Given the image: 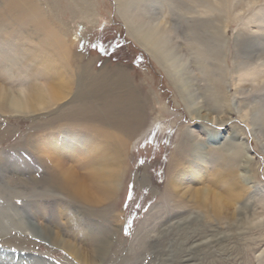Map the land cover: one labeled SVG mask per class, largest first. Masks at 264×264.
Masks as SVG:
<instances>
[{"label":"bare ground","instance_id":"obj_1","mask_svg":"<svg viewBox=\"0 0 264 264\" xmlns=\"http://www.w3.org/2000/svg\"><path fill=\"white\" fill-rule=\"evenodd\" d=\"M3 1L7 10L0 8V32L3 31V23H5L1 18L5 19L14 12L13 10L17 9L22 15L19 18H25V21L31 22L35 28L41 29V31H47L45 42H43L48 48L45 50V48L41 47L35 53L22 49L21 53L23 54H21L18 52V47H14L13 49L17 50L16 61L6 58V60L11 61L10 65L0 67V71L10 73L9 78L3 77L0 79V115L10 119L33 121L31 131L26 134L22 143L18 144V147L26 146V150L35 157L42 168L41 177L38 179L37 173L32 174L30 172L33 168L29 163L23 161L24 163L21 162L22 164H16L9 159L4 151L0 150V243L11 244L21 249L11 251L6 249V247L0 248V264H54L44 256L33 253L23 254L22 251L31 250L25 245L27 243L33 244V242L27 238L23 239L22 236L12 237L11 235L14 231L30 234L34 238L41 240V242H48L50 245L63 249L78 262L77 264H109L111 262V256L108 258L110 250L118 247L113 244L108 236L110 230L100 233L99 227L96 228L93 223L77 217L76 215L78 214L70 215L64 213L62 211L63 206L62 209H59V205L55 207L57 217L48 216L46 211L49 210L50 205L42 203L43 212L37 210V207L35 210L38 211L39 216L37 215L33 218L31 216L32 212H29L33 205L28 202L25 208H22L15 205L13 200L15 198L44 199L48 196H54L53 198L56 199L65 198L69 201L83 204L90 211H95L97 204L102 203V201H112L113 204L115 196L120 192L119 182L124 170L123 157L124 154L126 155L125 151L135 134L146 126L143 104L129 85L127 73L123 69L103 74H97L92 70L88 71L86 68L80 69L83 68V59L79 55L70 52V48L64 41L63 36L48 29L47 21L43 20L45 18L43 7L40 6L38 0ZM115 1L117 2L119 16L125 21L131 37L152 56L155 62L164 68L167 77L178 89V94L186 104L192 118L213 126L222 127L231 121L230 113L234 108L230 104L232 98L228 97L225 91L226 71L217 64H210L209 60H222L221 51L216 42L221 43L223 41L221 37L223 36H220L222 33H220L216 22L217 20L223 21L222 17L225 19L234 18L233 20L237 19L240 21L238 13L243 9L238 8V0H189V6H186L188 10L192 7H202L204 10L201 13L199 8L195 10H198L199 16L204 14L208 17L206 25L211 35L209 36V44L202 36H192L199 46L196 50V55L200 60L198 63L200 68L206 73V83L209 84V87H207L210 89L207 90L209 91V93L206 92L207 94L203 93L205 91H199L205 96L204 101L203 99H201L202 101L198 100L200 96L202 98V95H198V99L194 98V94L197 96L196 91V93L192 91L194 92L193 94L188 91V84L191 79L190 73H187V71L190 68L189 66H184V69L189 68L186 69L187 71L185 70V75V71L181 70V59L176 53L181 49V45L176 41L180 36L174 38L169 36L170 33L173 34L171 32L173 28L169 29L167 27L169 23L167 22L166 27L160 22L151 24L149 20H144L146 15L141 19L140 15L134 14L135 9L142 7L141 2L154 4L158 0ZM165 1L171 2V4L177 3L176 0ZM254 3V0L246 1L244 8L251 7ZM239 37L236 41V47L245 45L243 39L239 41ZM213 41L216 43L215 45H213ZM39 44L42 45L43 43L40 42ZM187 44L189 45V48H187L193 51L192 45L190 43ZM41 51H45L46 53L44 52V54L46 56H38ZM49 51L51 55L55 51L59 53L60 59L57 60H59L58 62L62 61L63 67H57V64L60 63H56L57 66L53 65L54 60L49 55ZM262 64L264 67V63ZM65 66L69 67V69H66L67 67L65 68ZM60 70H62L61 73L59 72ZM187 74L189 78H187ZM216 74L219 78L217 80L214 79ZM74 76L77 79L76 91L74 89ZM231 76L232 85L237 87L236 80L239 84L246 83L251 80L249 79L251 76L254 81H257L259 76V80L263 81L264 70L262 68L249 69L244 62L233 70ZM87 79V85H84ZM187 79H190L189 83H186ZM72 90L74 91L73 94ZM71 95L72 99L70 100ZM68 102L67 106L66 103ZM63 104L67 108L63 110L57 109ZM256 109L257 113L253 115L244 109L245 111L238 113V117L244 121L247 127L253 129L252 131L255 133L258 143L262 146L264 156V106H259ZM43 115H49L51 118L41 125L37 119ZM60 122L63 124H65L64 122L69 123L65 125H68L70 129L63 131L59 129L58 132L54 128L48 129V127ZM82 122L88 126H83ZM77 128L82 132L79 129L77 130ZM203 128L207 127L203 126ZM14 131L15 129H11L8 125L3 130L0 128V142L6 141V138L13 135ZM88 131H93L99 139L95 137L94 141L92 139L90 141V138L87 137ZM84 132L85 135H83ZM190 135L193 141L198 142V139H201L197 133H191ZM214 135L217 136L218 133H214ZM102 139L105 140H103L106 143L105 147L100 145ZM231 139L235 143H224L223 147L217 145L218 147L210 150V154H215L220 160L226 162L224 165L225 169L223 166V169L222 167L219 168V174L213 172L219 175V178L216 175L219 180L215 185L221 190H219L220 192L213 193L210 186L201 190L192 188L190 185L191 175H196V172L192 170L191 174L190 171L188 173V170L183 169L177 161H173L170 164L168 167L170 179L163 198L167 207L173 208L172 211L178 210L175 214L176 217L172 221L176 220L179 214L186 212L188 208L190 209V216V213L196 208L198 209L197 222L203 218L204 221L213 220V223L217 221L220 224H227L229 227L247 220L249 223L254 222V225L255 222L257 225L264 223V219L257 221L264 217V205H262L263 213H259L258 216L255 212L254 214L252 213L255 217H252L251 220L249 218L251 216H247L251 210L253 199L250 194H254V192L250 193V189L253 186H257V184L254 183L251 187H248V185L258 177L260 167H254L256 165H254L252 158L245 151V145L243 146L240 142H236L237 140L234 137ZM122 153L123 157L121 156ZM202 157L205 159H202ZM202 157L196 156L199 160L198 162L207 166V158ZM219 165L221 166V164ZM39 187H42V189L40 190ZM35 205L39 206L40 204ZM112 208L113 206L110 205L106 208V211ZM69 212L73 211L69 210ZM239 215L242 217L241 219H238ZM170 221L164 222V224ZM187 223L185 221V223L178 224V231L180 230L179 228H183ZM174 226L177 227L176 224ZM153 228L140 238V248L136 251V258L144 252V256L151 254L152 248H147V243L153 238V236L151 237V234L154 233ZM219 235L212 229L209 232L203 230L197 236L187 233L185 234V244L181 245L179 247L180 251L176 252L189 253L187 255L191 257V251L199 250L203 247V249H208L221 243L218 238L220 237ZM196 238H198L197 242L195 241ZM18 241L20 242L19 245L16 244ZM166 251L170 253V250ZM176 252L170 257L173 258V261L180 255ZM181 256L180 258L184 257ZM16 257H18V262H15ZM188 259L187 261H189ZM118 261L117 263L111 262V264H125L127 259L124 258V260ZM182 261H186L185 258ZM183 262L181 264H185ZM161 263L164 262L161 261Z\"/></svg>","mask_w":264,"mask_h":264},{"label":"rangeland","instance_id":"obj_2","mask_svg":"<svg viewBox=\"0 0 264 264\" xmlns=\"http://www.w3.org/2000/svg\"><path fill=\"white\" fill-rule=\"evenodd\" d=\"M176 1L177 3L174 4L165 0L155 1L154 4L151 2L144 3L143 1L140 3L142 7L135 9L134 14L140 15L141 19L146 15L144 20H149L151 24L160 22L166 27L167 23H169L167 27L169 29L173 28L171 29L173 34L170 33L169 36H173V38L180 36L176 41L181 45V49L176 53L181 59V70L185 71L190 68L188 70L189 72L186 70L187 73H190L191 79L186 80V83H189L188 81L190 80L188 91L190 93L196 91L197 96L194 94V98L196 97L195 99H198V95H202V98L200 96L198 100L203 99L204 101L205 96L203 93H209L207 90L210 89H208L209 84L206 83V73L200 68L198 63L200 60L196 55V50L199 46L192 36H202L207 44H209V36L211 35L206 25L208 17L204 14L199 16L198 10H195L199 8L201 13L204 10L202 7H192L188 10L186 6H189V0ZM246 1L249 0H238L237 2L238 8L243 9L238 13L240 21L237 19L233 20L234 18L225 19L224 17H222L224 22L216 19V24L220 33H222L220 36H223L221 37L223 41L221 43L219 42L220 44L216 42L221 51L222 60H209V63L213 65L217 64L226 71L225 91L226 95L232 98L230 104L234 108L230 113L232 120L222 127L213 126L196 118H192L186 104L178 94V89L167 77L164 68L155 62L152 56L131 37L125 21L119 16L118 6L115 0H38L40 6L43 7L45 13L43 20L47 21L48 29L63 36L64 41L70 48V52L79 55L83 59V68L80 69L86 68L88 71L92 70L97 74H103L105 72L112 73L113 71L123 69L127 73L129 85L143 104L146 126L143 130L135 134L132 142L125 151L126 155L124 154L123 157L124 151L121 154L124 158V170L119 182L120 192L115 196L113 204L112 201H102V203L97 204L95 211H90L83 204L75 203L65 198L56 199L53 198L54 196H48L44 199L15 198L13 203L25 208L29 202V204L33 205V210L30 209L31 211H29L28 209L29 212H32L31 216L33 218L37 215L39 216L37 210L43 212L44 208L41 206L42 203L50 205L46 213L52 217H57L55 207L59 205V209H62L63 206L62 211L64 213L70 215L78 214L76 215L77 217L93 223L96 228L99 227L100 233L110 230L108 236L111 238L113 244L118 246L116 249L110 250L108 258L111 256L112 263H117L119 262L118 260H124L126 258L127 261L125 264H181L185 258L186 261L183 262L185 264H263L264 223L257 225L255 222L254 225V222L249 223L247 220L246 222H239L235 226L229 227L227 224H220L217 221L213 223V220L204 221L203 218L197 222L198 209L196 208L190 213L192 219L189 216L190 209L188 208L186 212L179 214L177 216L178 218L172 221L176 217L175 214L178 210L172 211L173 208L167 207L163 198L167 183L170 179L168 167L173 161H177L183 169L188 170V173L190 171V174L192 170L196 172V175H191L190 185L192 188L201 190L210 186L213 193L218 192L220 189L215 184L219 180V168L223 166L225 169L224 165L226 162L220 160L217 155L210 154V150L220 145L223 147L224 143H235L231 139L234 137L237 140L236 142H240L243 146L245 145V151L252 158L254 165H256L254 167H260L258 177L248 185V187H251L254 183L257 184V186H253L250 189V193L254 192V194H250L253 199L250 207L251 210L247 216H251L249 217L251 220L252 217H255V215L253 216L254 212L257 216L259 213H263L264 156L262 146L258 143L255 133L252 131L253 129L247 127L244 121L239 119L238 113L246 109L253 115L257 113L256 108L264 106V80H259V76L258 80L254 81L251 76L249 77L251 80L246 83L239 84L236 80V84H238L236 87L232 85L231 76L233 70L240 63L244 62L249 69L262 68L264 70L262 66V63H264V0H254L255 3L251 7L244 8ZM0 4V8L2 7L6 11L7 9L3 0H0ZM13 11L11 13L13 17L10 18L12 16L10 14L5 19L1 18L5 23H3V31L0 32V67L10 65L9 63L11 61L6 60V58L16 61L17 56L15 55H17V50H14V47H18L19 53H21L22 49H27L26 51L30 50L35 53L41 47L43 49L45 48V50L48 48L44 43L47 31H41V29L35 28L31 22L25 21V18H19V16H22L19 10L15 9ZM238 36H240L239 41L244 40V46L241 45L240 47L238 45L236 47ZM40 42L43 44L40 45ZM187 43L192 45L193 51L188 49L189 45ZM216 43L213 41V45ZM44 52H39L38 56H46ZM48 53L51 55L50 51ZM109 53L111 56H105V54ZM51 57L54 60L53 65H56V63L61 64L62 61L60 60L61 62H58L59 60H57L60 59L58 52H52ZM60 64L56 66L58 68L59 66H64L63 63ZM184 66H189V68L184 69ZM69 67L66 69H69ZM61 71L59 72L61 73ZM186 71L184 72L185 75ZM189 75L187 74V78H189ZM9 76L10 73L0 71V79L3 77L9 78ZM88 79L84 85H87ZM214 79H219L217 74L214 75ZM74 80V89L76 91V77ZM199 91L205 92L200 93ZM73 93L74 91L72 90ZM69 99H72V95ZM68 104L69 102L66 103L67 106ZM66 105L63 104L57 107V109L63 110L67 108ZM2 116L0 115L1 130L5 129L8 125L11 129H15V131L13 135L6 138V141L3 140L4 142H0V145L3 143L0 146V150L4 151L9 159L16 164H20L23 161L29 163L33 168L30 172L32 174L37 173L36 175L40 179L42 168L38 161L26 150V146L18 147V144L22 143L26 134L31 131L33 121L10 119ZM50 118L51 116L49 115H43L39 116L37 121L42 125L46 120H50ZM82 123L83 126H88L86 123ZM65 124L60 122L48 127V129L54 128L57 129V132L59 129L61 131L70 129ZM203 126L207 128H203ZM87 133L90 141L91 139L94 141L96 137L94 132L88 131ZM191 133H197L201 139H198V142L193 141L190 137ZM214 133H218V135L215 136ZM83 135H85V132ZM96 139L99 138L96 137ZM103 140L100 143L101 147H105L106 145ZM197 155L207 158V166L198 162ZM216 158L218 159L216 160ZM202 159L205 158L202 157ZM213 172H217L218 174ZM216 175H218V178ZM39 189L41 190L42 187H39ZM38 203L40 204L39 206H34V204ZM110 205L113 208L106 211V208ZM69 210L74 213L69 212ZM241 218L239 215L238 219ZM263 219L264 217L257 221ZM169 220H171L168 222L169 224H164V222L166 223ZM185 221L189 224L187 223L183 228H179L180 230L178 231V224L185 223ZM175 224L177 227L174 226ZM152 228L154 233L151 234V237L153 236V238L147 243V248H152L151 254L144 256V252L136 258V251L140 248V238L151 231ZM211 229L220 234L218 238L221 243L213 245L208 249H203V247L202 249L191 251V257L188 256L189 253L187 255L186 253L176 252L180 251L179 247L185 244V234L189 233L197 236L201 231L206 230L209 232ZM177 235H179L178 238H176ZM11 236H22L23 239L27 238L33 242V244L27 243L25 245V247L31 250L22 251L23 254L33 253L44 256L54 264L78 263L63 249L50 245L48 242H41V240L34 238L30 234H22L19 231H14ZM169 239H172L171 242ZM197 240L198 238L195 239L196 242ZM177 241L179 242L177 243ZM19 243V241L16 242L17 245ZM3 247L11 251L21 250L14 247V245L0 243V248ZM166 250H170V253ZM174 251L180 255H177L178 260L175 259L173 261V258L170 257H172V254H175ZM170 254L171 256H169ZM187 256L190 258L188 259ZM187 259L190 263H188L189 261ZM161 261L164 263H161ZM15 262H18V257L15 258Z\"/></svg>","mask_w":264,"mask_h":264},{"label":"trees","instance_id":"obj_3","mask_svg":"<svg viewBox=\"0 0 264 264\" xmlns=\"http://www.w3.org/2000/svg\"><path fill=\"white\" fill-rule=\"evenodd\" d=\"M108 56H111V54L109 53V54H107Z\"/></svg>","mask_w":264,"mask_h":264}]
</instances>
